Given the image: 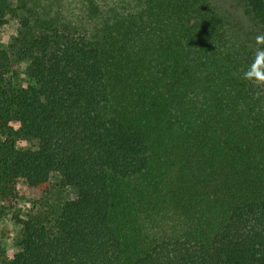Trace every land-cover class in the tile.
Returning a JSON list of instances; mask_svg holds the SVG:
<instances>
[{"label":"trees","instance_id":"1","mask_svg":"<svg viewBox=\"0 0 264 264\" xmlns=\"http://www.w3.org/2000/svg\"><path fill=\"white\" fill-rule=\"evenodd\" d=\"M15 19L0 219L53 177L77 195L35 201L0 264H264V0H0Z\"/></svg>","mask_w":264,"mask_h":264},{"label":"rangeland","instance_id":"2","mask_svg":"<svg viewBox=\"0 0 264 264\" xmlns=\"http://www.w3.org/2000/svg\"><path fill=\"white\" fill-rule=\"evenodd\" d=\"M18 25V20L15 19L0 28V45L11 43L13 36L17 33L16 30ZM13 66L16 71L23 72L26 62L22 61L20 63H15ZM23 144L26 147H32L33 144H36V141H25ZM51 180V189L47 195H43L40 192L26 190V198L24 200L14 202L13 205L4 204V206L7 207V210H5L0 219V246L3 247L4 250L8 251V254L12 255L15 253V246L17 245L20 237L21 224L17 221V218L26 220L27 212L32 210L31 208H33L32 206L35 201H41L42 210H44L43 208L46 204H61L68 199L76 197L77 191L75 188L64 187L61 189L57 185V181H59L58 177H53ZM38 208L40 207L38 206ZM38 208H35L32 211L37 212L39 210Z\"/></svg>","mask_w":264,"mask_h":264},{"label":"clouds","instance_id":"3","mask_svg":"<svg viewBox=\"0 0 264 264\" xmlns=\"http://www.w3.org/2000/svg\"><path fill=\"white\" fill-rule=\"evenodd\" d=\"M257 45H264V35L256 37ZM242 78L252 82L257 87H264V47H257L252 62L243 71Z\"/></svg>","mask_w":264,"mask_h":264}]
</instances>
